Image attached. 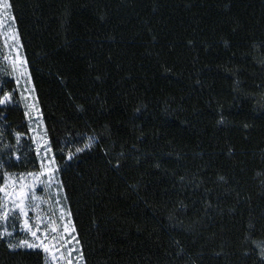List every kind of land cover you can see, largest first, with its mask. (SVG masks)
I'll return each instance as SVG.
<instances>
[{
	"label": "trees",
	"instance_id": "1",
	"mask_svg": "<svg viewBox=\"0 0 264 264\" xmlns=\"http://www.w3.org/2000/svg\"><path fill=\"white\" fill-rule=\"evenodd\" d=\"M9 2L84 264H259L264 0ZM13 101L0 147L23 134V173L38 163ZM0 264L45 261L0 240Z\"/></svg>",
	"mask_w": 264,
	"mask_h": 264
},
{
	"label": "snow or ice",
	"instance_id": "2",
	"mask_svg": "<svg viewBox=\"0 0 264 264\" xmlns=\"http://www.w3.org/2000/svg\"><path fill=\"white\" fill-rule=\"evenodd\" d=\"M10 8L9 0H0V28L4 26L5 18L9 16ZM14 20L15 17L12 16L11 21L14 22ZM7 38L17 46L16 55L12 60L16 84L19 86L20 79L26 78L27 84L30 85L31 78L27 72L26 60L19 55L18 51L20 46L18 30L10 28ZM32 92H34L33 87H26L19 95L25 101L24 107L27 110L24 115L30 122H36V127H29L27 131L36 133L40 126L41 114L34 98L31 103H27ZM16 94L15 90L5 91L3 82H0V106L12 104ZM219 123H224L223 116ZM22 135L19 131L14 132L15 145L4 143L0 147V153H3L0 155V240L5 241L9 250H39L50 258L48 264H84L83 250L71 210L63 204V200L67 198L53 200V196H60L63 184L56 177L59 168L55 155L52 154L53 148L50 146V141L44 137H40L39 140L35 136L32 137V146L28 151L34 152L38 157V168L23 173L7 170L13 161L20 162L22 159L16 147L21 144ZM2 138L3 131L0 130V139ZM98 143L97 136L90 135L86 136V139L76 141L74 148L66 152L61 148L60 152L62 158L72 161L79 154L91 151ZM115 167H120L119 161ZM53 188L56 189L54 194ZM53 203L56 207H53ZM44 204L48 205L47 211L42 208ZM252 227L249 225L250 229ZM18 234L22 238L17 239ZM253 247L259 264H264V240L255 242ZM244 255H249V252L246 251Z\"/></svg>",
	"mask_w": 264,
	"mask_h": 264
},
{
	"label": "rangeland",
	"instance_id": "3",
	"mask_svg": "<svg viewBox=\"0 0 264 264\" xmlns=\"http://www.w3.org/2000/svg\"><path fill=\"white\" fill-rule=\"evenodd\" d=\"M8 12H9V16L5 18L4 26L2 28H0V82L3 81V78L5 76H9V78L11 80H13L14 86H15V92L17 93L16 99H17L18 103L23 107L24 112H25L27 110L24 107L25 101L22 99V97H21V95H19V93L24 92V89L26 87H32V85L27 84L26 78L20 79L19 86H17L16 81H15L16 74L12 71V60L16 55L15 49L17 46L13 43V41L11 39L7 38L8 34H9V29L10 28L15 29V25H14V22L11 21L12 15H11L10 9L8 10ZM19 45H20V43H19ZM18 51H19V55L23 58L20 46H19ZM26 68H27V65H26ZM27 72H28V69H27ZM33 98L35 99V102H36L34 92H32L30 94V99L27 101V103H31ZM36 104H37V102H36ZM5 106H9V105H5ZM0 107H4V106H0ZM26 120H27L29 127H36V122H30L27 117H26ZM39 125L40 126L37 129L36 133L29 132L31 144H32V137L33 136H35L38 140L40 137H44L45 139H47L42 119L39 121ZM40 142H42V141H40ZM52 154H50V155H52ZM36 158L38 161V157H36ZM58 173L59 172L56 173V177H57V180L59 181ZM52 191L54 194L56 192V189L53 188ZM38 192H39V189H38ZM56 198L63 200V198H64L63 191L60 193L59 197L53 196V200H55ZM63 204L66 208H68L66 200H63ZM53 207H56V205L54 203H53ZM42 208L45 211H47L48 205L44 204V205H42ZM31 215H32V213L30 212V216ZM57 216H58V213H57ZM16 238L19 239V238H22V236L18 234ZM6 239H8V238H6ZM24 250H28V249H24ZM37 251H39V250H37ZM43 255H44L45 264H48V261L50 258L47 257L45 254H43Z\"/></svg>",
	"mask_w": 264,
	"mask_h": 264
}]
</instances>
